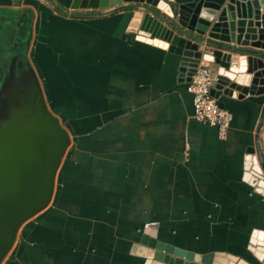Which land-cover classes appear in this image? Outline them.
I'll return each mask as SVG.
<instances>
[{"label": "crops", "instance_id": "obj_1", "mask_svg": "<svg viewBox=\"0 0 264 264\" xmlns=\"http://www.w3.org/2000/svg\"><path fill=\"white\" fill-rule=\"evenodd\" d=\"M167 1L174 18L144 3L0 0L11 12L0 21L27 27L22 41L30 42L11 82L23 86L32 69L71 137L50 203L2 264H152L130 252L149 223L177 247L263 264L250 247L264 237V93L217 98L233 113L224 138L193 118L181 68L194 59L136 38L150 36L136 10L187 24L200 0ZM211 8L202 14L213 16Z\"/></svg>", "mask_w": 264, "mask_h": 264}, {"label": "water", "instance_id": "obj_2", "mask_svg": "<svg viewBox=\"0 0 264 264\" xmlns=\"http://www.w3.org/2000/svg\"><path fill=\"white\" fill-rule=\"evenodd\" d=\"M123 3L128 7L144 3L171 18L178 15L167 0H73L72 7L107 8ZM208 6H214L213 16L202 14ZM134 15L136 24L150 34L138 33V40L194 59L182 63L188 81L203 60L217 66L215 97L264 93V0H200L187 24L175 19L164 22L150 11L136 10ZM28 81L14 94L8 92L12 82L4 84L0 97V264L22 225L50 203L57 171L71 142L69 131L47 105L32 69ZM156 226L147 224L131 254L152 264H251L227 252L199 254L177 247L159 239L153 230ZM255 244L250 248L264 264V237Z\"/></svg>", "mask_w": 264, "mask_h": 264}, {"label": "built area", "instance_id": "obj_3", "mask_svg": "<svg viewBox=\"0 0 264 264\" xmlns=\"http://www.w3.org/2000/svg\"><path fill=\"white\" fill-rule=\"evenodd\" d=\"M214 74L208 62L200 61L189 82V90L194 95L193 118L203 123L216 126L222 138L226 137L232 121L233 113L221 106L212 93Z\"/></svg>", "mask_w": 264, "mask_h": 264}, {"label": "flooded vegetation", "instance_id": "obj_4", "mask_svg": "<svg viewBox=\"0 0 264 264\" xmlns=\"http://www.w3.org/2000/svg\"><path fill=\"white\" fill-rule=\"evenodd\" d=\"M24 32H25L24 27L19 26L18 28L15 29V26L11 24L10 25L0 24V89L3 87L4 84H8L11 82L12 76L10 73H8V71L11 70L12 68H15L13 66H15L14 61H15V57L17 56L16 52H19L18 50L20 49V45L22 43V35L24 34ZM9 49H12V52L11 50L10 52H8ZM4 50L7 52V56L6 55L3 56ZM5 75H8L6 80H5ZM16 84L17 83H14V85ZM1 96H2V92L0 90V97ZM4 113L5 112H2V114Z\"/></svg>", "mask_w": 264, "mask_h": 264}, {"label": "rangeland", "instance_id": "obj_5", "mask_svg": "<svg viewBox=\"0 0 264 264\" xmlns=\"http://www.w3.org/2000/svg\"><path fill=\"white\" fill-rule=\"evenodd\" d=\"M49 5H51V6H55L59 11H61L62 9H63V3L62 2H56V3H54V1L52 2V3H49ZM5 14H7V15H10L11 14V12H10V10L9 9H7V10H0V18H2L1 16H3V15H5ZM27 14H28V12L27 13H24L23 15V17H26L27 16ZM17 20L18 19H16V17H15V19L13 18L11 21L13 22V23H15V22H17ZM0 23H2L3 24V20H1L0 21ZM3 25H6V23L5 24H3ZM10 25V24H9ZM18 26H19V24H17V26H15V29L16 28H18ZM25 29V32H24V34L22 35V38L23 37H25L26 35H27V33H26V29H27V27L26 28H24ZM18 30V29H17ZM21 37V36H20ZM29 45H30V42H27L26 40H23L22 41V43H21V45H20V49L18 50L19 52H16L17 53V56H20V55H22V53H25V55H26V53H28V51H29ZM10 50H11V52H12V49H9L8 50V52H10ZM17 51V50H16ZM6 53V54H5ZM7 56V52L4 50V53H3V56ZM29 58V57H28ZM30 60V59H29ZM30 64V63H29ZM8 73H10V70L8 71ZM36 74V73H35ZM8 77V75H5V80H6V78ZM28 80H30V77H28L27 79H24V81H25V83H27V81ZM11 83V82H10ZM10 83H8V84H10ZM12 88L11 89H9L8 90V92L10 93V92H12L13 91V94L17 91V92H21L22 90H21V85H18V84H16V85H14L13 83H12ZM3 88V87H2ZM2 88L0 89L1 90V92H2ZM52 111V110H51ZM61 123L64 125V123L61 121ZM43 210V209H42ZM41 210V211H42ZM40 211V212H41ZM40 212H38L37 214H39ZM36 214V215H37ZM35 216V215H34ZM33 216V217H34ZM32 218V217H31ZM30 218V219H31ZM29 219V220H30ZM29 220H27L23 225H22V227L20 228V230H19V233H18V236H17V239H16V241H15V244L13 245V247L16 245V243H17V241H18V239H19V236H20V232H21V230L23 229V226H25V224L29 221ZM12 247V248H13Z\"/></svg>", "mask_w": 264, "mask_h": 264}]
</instances>
